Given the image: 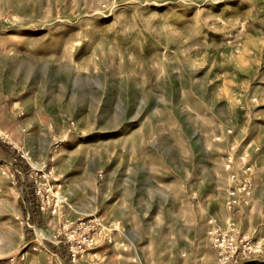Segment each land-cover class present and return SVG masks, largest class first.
<instances>
[{
	"label": "rangeland",
	"instance_id": "374dc122",
	"mask_svg": "<svg viewBox=\"0 0 264 264\" xmlns=\"http://www.w3.org/2000/svg\"><path fill=\"white\" fill-rule=\"evenodd\" d=\"M46 118L74 122L83 132L66 142L76 144V152H67L71 166L91 159L98 169L92 175L63 167L62 216L38 218L31 168L15 167L10 142L20 150L34 147L37 157L30 156L39 168L44 163L35 160L44 156L50 132ZM129 118L157 134L153 144L163 157L153 163L157 169L136 171L141 212L116 218L74 212L71 203L87 207L102 188L107 144L97 133ZM0 126L10 137L0 141V264H14L13 258L15 264H52L50 253L62 250L60 223L93 215L119 222L120 231L113 243L99 242L97 258L78 264H176L182 258L216 264L206 221L214 216L226 227L231 219L223 156L232 142L256 158L255 195L244 214L264 212V0H0ZM181 133L190 138L188 170L161 167L176 156L167 150ZM132 174L120 178L129 181ZM181 174L190 196H203V212H150L156 203L166 205L162 198ZM243 216L236 222L244 234L264 236V227L244 231ZM249 261L241 264H264Z\"/></svg>",
	"mask_w": 264,
	"mask_h": 264
},
{
	"label": "crops",
	"instance_id": "0c3cea01",
	"mask_svg": "<svg viewBox=\"0 0 264 264\" xmlns=\"http://www.w3.org/2000/svg\"><path fill=\"white\" fill-rule=\"evenodd\" d=\"M12 114H14V112ZM15 120L14 116H12L10 122L14 123ZM45 122H47L45 130L50 132H45L48 138L43 141L44 156L36 158L35 162H43L51 166L55 176H58L57 178L62 180L68 176L67 172H63V167L89 169L91 174L94 175V171L97 170L98 167H96L91 159L90 161L84 159L76 161L75 163L73 162L72 166L71 162L69 163V160L66 159L68 157L67 152L77 151L75 148L76 144L68 145L66 142L73 143L74 141L71 139H74L77 134L83 133L78 131L75 123L73 122V126L69 124L66 126L62 118H46ZM48 123L50 127H54L53 130L51 128V130L48 129ZM140 123L141 120H130L129 118L126 121L123 120L116 130L103 129L101 132L97 133L101 136L102 144H107V146H102V152L106 154L102 156L100 165L102 169V188L100 191L92 193L91 201L89 200V206L87 207L79 205L77 201L71 203L75 207V209L71 207L74 212H105L104 215L113 216L115 218L118 216L120 217L122 212H141L140 206L137 203L139 201V195L135 191L138 186L134 179L136 171L139 168L157 169L158 166L153 163L157 162L158 159L163 160V157L159 155L161 153H159L155 144H153L158 137L157 134L144 133L141 126H139ZM0 130L1 132L8 133V127L3 128L0 126ZM21 132H25V128H22ZM17 135L18 134H15L12 130L11 137H16ZM49 138L51 142H49ZM10 143L15 150H20L19 145L12 140V138ZM172 143L173 146L168 148L167 151L176 154V156H171L170 159L164 158L166 165L161 167L174 169L181 166V168L188 170L190 155L189 135L186 133H181V135L178 136L176 135ZM111 144L113 146H111ZM65 145L68 146L65 147ZM20 151H26L34 157H37V151L32 146L26 147L23 145ZM174 161L176 162L175 164ZM111 169L117 170L115 172L116 174L112 173L110 171ZM123 172L125 176L133 173L129 181H123L120 178ZM112 174L117 175V181L114 179L112 180ZM187 175L188 174H186V176ZM162 199L166 201V205L159 207L156 203L150 212H203L200 205L204 198L196 194L190 196L189 182L184 174L172 180V184L170 188H168L166 196ZM75 200L76 199L70 201ZM198 217L201 223L205 221L203 214H201V216L198 215ZM182 220V222H184L185 218ZM242 222L244 231L251 232L253 228H263L264 212H245ZM188 228L189 226H187V224H182V230H188ZM176 264H199V262L196 259L185 260L182 258L179 262H176Z\"/></svg>",
	"mask_w": 264,
	"mask_h": 264
},
{
	"label": "built area",
	"instance_id": "2783aa9c",
	"mask_svg": "<svg viewBox=\"0 0 264 264\" xmlns=\"http://www.w3.org/2000/svg\"><path fill=\"white\" fill-rule=\"evenodd\" d=\"M3 22L8 23L9 20L4 19ZM227 133L233 135L232 130ZM214 140L218 143L224 141L220 137ZM0 141H10L9 135L1 130ZM16 152L31 168L29 175L32 192L41 214L61 217L67 198L62 194V182L55 176L52 167L43 164L38 168L32 164V157L28 152ZM255 168L256 158L243 149L242 142L229 144L223 156V169L228 179L226 207L231 213V219L226 227L214 217L207 220V234L217 254L216 264H241L243 259L250 260L249 263L258 259L264 260V236L244 234L236 222L237 218H241L244 211L252 206L256 190ZM60 226L58 246L62 250L55 254L50 253L53 257L52 264H78L87 256L97 258L99 242L113 243L120 231L119 222L105 221L95 215L76 222L64 220ZM11 261L15 264L16 259Z\"/></svg>",
	"mask_w": 264,
	"mask_h": 264
},
{
	"label": "trees",
	"instance_id": "16d2710c",
	"mask_svg": "<svg viewBox=\"0 0 264 264\" xmlns=\"http://www.w3.org/2000/svg\"><path fill=\"white\" fill-rule=\"evenodd\" d=\"M14 161H15V167L17 169H21V171H26L25 162L18 156L17 152H16V154L14 156ZM29 191L31 192V199L35 203V205H34L35 206L34 207V210L36 211V214L35 215L39 218L42 214L40 212L37 199L35 198V196H34V194L32 192V187H31V190H29ZM33 222H35V220ZM66 264H70V263L69 262H66Z\"/></svg>",
	"mask_w": 264,
	"mask_h": 264
}]
</instances>
